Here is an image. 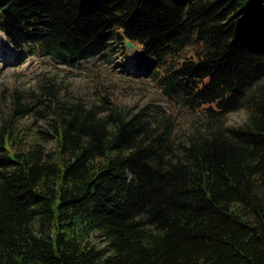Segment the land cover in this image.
Wrapping results in <instances>:
<instances>
[{
  "label": "trees",
  "instance_id": "16d2710c",
  "mask_svg": "<svg viewBox=\"0 0 264 264\" xmlns=\"http://www.w3.org/2000/svg\"><path fill=\"white\" fill-rule=\"evenodd\" d=\"M0 30L69 64L127 56L131 41L202 127L181 139L162 106L64 99L53 77L31 95L42 112L15 91L0 124V264H264V0H0ZM31 109L45 127L19 146L12 122Z\"/></svg>",
  "mask_w": 264,
  "mask_h": 264
},
{
  "label": "rangeland",
  "instance_id": "374dc122",
  "mask_svg": "<svg viewBox=\"0 0 264 264\" xmlns=\"http://www.w3.org/2000/svg\"><path fill=\"white\" fill-rule=\"evenodd\" d=\"M9 46L5 35H0V124L11 118L15 91L21 94V103L25 101L36 112H42L43 106L31 95L41 93L39 90L44 78L53 77L54 82L62 86L61 98L72 101L81 99L91 105L101 104V99L108 95L121 108L137 110L146 104L162 106L166 113L177 117L175 135L181 139L202 128L199 127L201 120L197 114L169 101L162 87L146 73L143 64H137L142 55L139 45L127 47V56L118 55L121 48H117L111 59L96 57L77 64L31 55L27 51L20 53ZM32 109L17 113L13 119L15 131L21 136L19 146L36 140L37 131L45 127V120ZM246 118L247 112L242 109L228 113L224 121L228 126L240 125ZM44 144L47 148L53 146L52 142ZM95 243L99 247L104 246L102 238H96Z\"/></svg>",
  "mask_w": 264,
  "mask_h": 264
},
{
  "label": "water",
  "instance_id": "95a60500",
  "mask_svg": "<svg viewBox=\"0 0 264 264\" xmlns=\"http://www.w3.org/2000/svg\"><path fill=\"white\" fill-rule=\"evenodd\" d=\"M6 10H7V6L4 7V11H6ZM127 45L129 47H131V48H134L135 47V45L132 42H130V41L127 42Z\"/></svg>",
  "mask_w": 264,
  "mask_h": 264
},
{
  "label": "bare ground",
  "instance_id": "6f19581e",
  "mask_svg": "<svg viewBox=\"0 0 264 264\" xmlns=\"http://www.w3.org/2000/svg\"><path fill=\"white\" fill-rule=\"evenodd\" d=\"M0 35L4 36V34L2 32H0ZM9 48L13 50V48L11 46H9Z\"/></svg>",
  "mask_w": 264,
  "mask_h": 264
}]
</instances>
